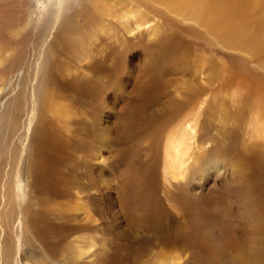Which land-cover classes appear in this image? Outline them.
Listing matches in <instances>:
<instances>
[{"label":"bare ground","instance_id":"6f19581e","mask_svg":"<svg viewBox=\"0 0 264 264\" xmlns=\"http://www.w3.org/2000/svg\"><path fill=\"white\" fill-rule=\"evenodd\" d=\"M141 1L160 4L225 44L246 35L259 42L264 37V12L250 17L254 0ZM33 2L0 0V264H151L146 255L151 242L162 246V259L154 264H264V202L253 181L264 173V148L233 158L226 171L220 161L217 175H231L239 190L229 181L219 189L215 178L188 184L190 170L198 168L196 160L185 167L197 121L189 120L193 111L182 117L179 111L202 91L190 83L179 94L164 92L165 84L179 83L175 72L191 55L175 38L176 30L157 25L144 30L159 32L153 40H142L144 35L125 41L143 43L132 82L134 95L148 84V91L141 92L150 97L136 106L135 119L121 125L117 90L104 93L100 88L108 63L106 38L97 37L103 16L112 11L110 0H48L40 10ZM110 82L116 88L117 81ZM245 92L254 112L250 134L264 142V96L254 89ZM82 99L106 101L110 113L106 118L101 109L90 113L86 129L100 132L86 137L94 143L95 162L75 164L84 173L77 175L64 161L74 150L71 111L80 109ZM89 170L92 182L85 173ZM76 182L86 185H76L71 197L95 190L107 208L117 209L115 234L96 228V235L68 241L74 206L71 199L58 200L68 197ZM126 207H135L134 221Z\"/></svg>","mask_w":264,"mask_h":264},{"label":"rangeland","instance_id":"374dc122","mask_svg":"<svg viewBox=\"0 0 264 264\" xmlns=\"http://www.w3.org/2000/svg\"><path fill=\"white\" fill-rule=\"evenodd\" d=\"M46 1L48 0H34L33 3L36 6V10H40V5L44 4ZM110 6L112 11L110 14L103 16V20L105 21H103V24H100L102 33L97 37V39L106 38L103 43V51L105 54V62L108 63L104 64L105 78L102 80L103 82L100 83V88L103 89L104 93H108V90L110 89L113 91L115 89L117 90L116 94L121 98V103L119 104L121 112L117 117L119 123L122 125L124 122L126 123L135 119V113L139 112L136 110V106L139 104H147L145 100L150 97L149 93L145 95V93L141 92L142 89L148 91V84H144L143 86L140 85V90L134 95L135 90L133 88L134 83L132 80L135 77V70L140 69V61H137L139 52H143V43L135 42L138 41V39L134 38L143 37L145 35V38H141L142 40H153L156 34L153 33V30L148 34H144L145 29L149 30L157 25H164L167 30V27L172 26L178 34L175 38H180V40L190 48L191 55L186 59L184 65L175 72L174 80L179 81V83L175 87V83L169 85L165 84L167 89H165L164 92L171 91L175 94H179L182 92V89L190 85V83H197L202 91L196 98L197 100L195 99L191 102L185 103L183 109L179 111L180 117L184 116L189 111H193L189 120L197 121L195 129L197 133L194 134L195 136L193 139L189 140V146L191 149L185 167H192L196 160L195 162L198 165V168L195 165L197 168L195 169L198 173H196L197 171L195 169L190 170L189 175L187 174L189 176L187 177L188 184H190V186H199L202 184H208L215 178V187L223 189V187L227 186L229 181L235 185L233 186V190H239V185L235 184L233 179L231 181V178H233L231 175H226L227 177L222 175L220 177L217 175V169H222V163H220V161L224 162L225 168L223 170L226 171L229 168L228 166L232 164L230 161L236 159L240 154H247V152H250L253 147L264 148V142H258L250 134L251 121L254 118V112L250 101L244 100V97L247 94V92H245L246 90L254 89L260 95L264 96V37L262 38V41L260 40L259 42L253 41V38L246 35L234 44L229 42H226L225 44V42L220 39L208 36L201 27L193 25L177 15H172L171 13L166 12L158 3H146L141 0H110ZM262 12H264V0H254L250 17L255 18V16L260 15ZM165 29H163L162 32H165ZM127 35H129L128 38L125 37ZM135 35L136 37H134ZM158 35L159 32L157 36ZM128 39H134L135 41L133 43H126L125 41ZM91 42H93V37ZM111 43H113L115 47H113ZM116 55H120L121 57L117 58ZM114 58L116 61L113 60ZM112 78L115 79V82L117 81L116 88L111 87L112 83L110 81ZM163 82L165 83L164 79ZM82 102L83 105L80 109L71 111L73 132L70 141L74 150L69 152V158L64 161L67 167L75 170L77 175H81L83 169L77 170L75 164H83L86 166L88 163L95 162L92 159L94 143L86 137H99L100 132L94 131L92 128L86 129L85 124H91L90 113H94L96 110L101 109L102 115H100L103 118L107 117L108 112L110 113L109 105L106 101L103 103L102 100L101 102L99 100V102L96 101L94 103L88 99H82ZM146 111L147 115H149L150 110ZM133 112H135L134 115ZM75 115L78 118H75ZM100 115L96 114V116ZM75 129H77V132H74ZM105 144H108L106 145L107 147L109 146L108 142H105ZM106 146L102 149L103 152L108 151ZM89 150L90 152H88ZM82 151L85 155L84 153L81 154ZM224 159L229 161H225ZM197 161H199V164ZM202 162L205 163L202 164ZM225 163L228 165L226 166ZM83 165L81 167H83ZM202 165L204 166L202 167L203 170L200 168ZM85 173L90 177L86 179L92 182L94 177L90 173V170ZM258 176H256L253 181L257 186L259 198L264 202V184L262 186V183H264V173ZM255 180H258V182ZM73 185V187H70L69 196L58 200V203H62L71 199L74 206L75 220L71 219L70 221L71 228L67 231H70L71 234L68 233L67 237L70 236L68 241H73L81 236L96 235L101 233L100 229L102 232H108V234H112L115 232V229H119L120 221L117 209L112 210L107 208L105 206L107 205L105 199L100 195L97 196L98 193L95 190L91 191L92 193L90 194L83 195V197L76 194L81 200L76 196L71 197L74 194V189L77 186L86 185V182H76ZM163 189L164 188L162 187L160 193L162 196L165 194ZM77 199L79 201H76ZM86 201L89 202V205ZM97 207L100 209H97ZM129 208L126 207L128 218L133 220L131 214H134L135 207L132 209L130 208L131 210H129ZM86 209H88V211ZM89 209L92 211L90 212ZM83 211L86 212L82 213ZM87 212H89V214ZM102 221L105 222V224H103ZM112 225L117 227L114 228ZM106 227L108 229H106ZM96 228L98 233L95 230ZM149 248H154L152 250L148 249L152 252L148 250L146 251V255L150 257L151 264H154V261L157 258L162 259L160 258L162 246L159 245V243L151 242Z\"/></svg>","mask_w":264,"mask_h":264}]
</instances>
